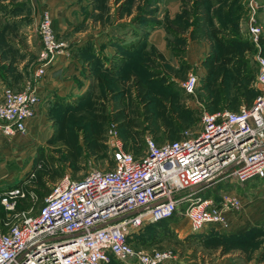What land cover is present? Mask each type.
<instances>
[{"label":"rangeland","instance_id":"1","mask_svg":"<svg viewBox=\"0 0 264 264\" xmlns=\"http://www.w3.org/2000/svg\"><path fill=\"white\" fill-rule=\"evenodd\" d=\"M85 2L90 9L95 7L100 11L94 16L91 10L86 12L90 24L97 21L109 37H126V41H130L127 44L137 49L132 54L138 59L145 55L149 60L148 69L137 72L132 69L130 79L121 76L126 83L122 82V86L105 94L109 99L105 105L107 120L102 127V145L96 151L86 149L85 132L77 121L86 113L84 104L93 99L91 93L86 98H81L85 94L81 93L76 100V94H52L51 98L49 95L42 99L45 103L40 104L41 112L31 119L25 136L0 137V191L23 181L26 185L35 184L28 180L29 170L36 174L43 157L51 158L61 173L67 171L74 177L82 175L89 166L109 167L112 155L105 134L113 124L123 148L138 154L146 135L160 143L179 138L181 131L197 129L199 110L193 106V99L202 102L209 111H234L240 105L247 106L256 93L254 55L264 56V0H255L258 8L252 15L240 0ZM251 21L260 31L257 47L248 40L247 27ZM155 30L163 33L165 47L169 50L164 62L162 55L148 43ZM33 33L31 43L38 52V38L36 41V32ZM216 37L224 43L246 42L248 48L229 58L227 65L216 62L217 67L211 74L198 70V61L194 65L187 62V42L192 39L209 41L204 47L203 63L211 57H220L222 47ZM143 50H146L144 54ZM232 65L241 68L243 74L232 73L228 67ZM189 74L197 77L194 98L184 94L180 87ZM26 77L25 81L34 83L33 75ZM35 79L38 82L40 77ZM121 99H125L124 106L119 104ZM69 153L75 155L74 161ZM57 176L52 178L46 174L43 178L49 186ZM29 185L26 188L29 189ZM222 185L233 187L224 182ZM214 189L216 186H209L199 194L216 195ZM234 189L241 196L242 208L239 213L229 215L224 225L190 231L185 220L176 216L166 223L143 226L131 243L133 248L146 252L151 249L169 251L171 256L163 264H264V177L249 178L235 184ZM22 203L21 200L16 202L15 207ZM0 210L5 214L1 204ZM133 260L125 258L126 262L134 263ZM107 264L123 263L112 259Z\"/></svg>","mask_w":264,"mask_h":264},{"label":"built area","instance_id":"2","mask_svg":"<svg viewBox=\"0 0 264 264\" xmlns=\"http://www.w3.org/2000/svg\"><path fill=\"white\" fill-rule=\"evenodd\" d=\"M240 1L251 15L258 8L255 0ZM35 32L39 49L34 76L40 77L66 44L54 33L46 9L38 15ZM259 32L251 21L248 40L255 47ZM254 61L256 93L247 106L209 111L195 101L197 129L160 143L146 135L138 154L123 148L113 124L105 134L112 155L109 167L89 166L79 177L63 171L49 183L38 206L34 184L28 189L23 181L0 191L6 217L0 229V264H107L111 259L163 264L171 256L169 251L133 248L131 243L143 226L176 216L190 231L224 225L242 208L234 185L264 177V56L256 53ZM180 87L194 96L197 77L187 75ZM41 103L29 83L21 91L5 89L0 137L25 136ZM33 177L31 169L28 180ZM209 186H216V195L199 194ZM21 199L29 204L16 209ZM125 258H134V263Z\"/></svg>","mask_w":264,"mask_h":264},{"label":"crops","instance_id":"3","mask_svg":"<svg viewBox=\"0 0 264 264\" xmlns=\"http://www.w3.org/2000/svg\"><path fill=\"white\" fill-rule=\"evenodd\" d=\"M41 9L48 10L54 33L67 47L51 65L46 66L37 82L34 76L37 50L33 48L31 38ZM90 10L93 16L100 12L95 7L90 9L89 5L86 6L85 0H0V101L5 89L21 91L29 83L42 99L49 95L51 98L52 94H76V100L81 93H85L81 98L91 93L93 99L98 96L97 100L106 105L108 95L100 93L109 91L107 80L115 79L116 86H122V82L126 83L122 77L130 79L132 69H148L149 60L145 55L140 59L133 55L137 49L127 44L130 41H126V37H109L97 21L90 24V17L85 16ZM153 32L148 43L162 55L164 62L168 59L169 50L165 47L163 33L160 30ZM208 43L192 39L186 47L187 62L194 65L198 61L197 69L203 72H207L202 55ZM30 74L34 76L32 84L25 81ZM195 101L193 99V103ZM119 104L124 106L125 99H121ZM38 112H41V105L37 106L35 117Z\"/></svg>","mask_w":264,"mask_h":264},{"label":"trees","instance_id":"4","mask_svg":"<svg viewBox=\"0 0 264 264\" xmlns=\"http://www.w3.org/2000/svg\"><path fill=\"white\" fill-rule=\"evenodd\" d=\"M216 40L219 43V45L222 47V52H221L220 57L216 58L214 56V57H211L207 60L206 68H207L208 74L213 73L214 69L217 67L216 62L221 61L222 64L227 65L228 64L227 62H229L231 60L229 58H231L234 55H237L238 53H241V51L242 52L246 51L248 48L246 42L228 41L227 43H224V42H220V39H218L217 37H216ZM228 67L232 69L231 70V71H233L232 73H235L237 75L243 74L242 69L236 65H232V66H228ZM105 83L108 84L107 86L109 87V89H108L109 93L112 90L117 89L115 79L107 80ZM108 92L103 91L102 93H100V95L105 96V94ZM97 97H95L94 99H91L90 101H88V103L84 104V110L83 111H85L86 113H84L82 115V118L77 120L79 123H81L80 129L85 132V136H84L85 137V139H84L85 147L89 151H96V150L100 149V147L102 145V143H101L102 127L104 126V124L106 123V120H107L105 105L102 101H98ZM223 97H224V94H223V96L220 97V100ZM118 117L119 116H117V118ZM69 154H70L69 158L74 161L75 155L73 153H69ZM41 162H42L41 167L36 170V174L34 173V177L32 178V181L35 183L34 187H33V191L37 195L36 206H38L40 204L42 195L49 190V186L46 184V181L43 178L44 175L47 174L50 177L54 178L55 176H57L61 173L60 169H58V166L52 164L53 161L51 158L43 157V158H41ZM21 202H23V203L19 206H16V209L24 208L26 205H28V201L26 199H21ZM172 219L173 218L163 220V221L166 223L167 221H170ZM4 221H6L4 211L0 210V229H4V226H3ZM163 221H159V222L163 223ZM159 222H156V223H159ZM137 235H139V234H137ZM111 260H109V262Z\"/></svg>","mask_w":264,"mask_h":264}]
</instances>
